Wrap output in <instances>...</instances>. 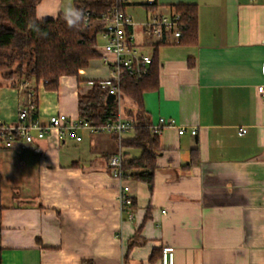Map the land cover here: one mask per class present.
Here are the masks:
<instances>
[{
	"label": "crops",
	"instance_id": "crops-1",
	"mask_svg": "<svg viewBox=\"0 0 264 264\" xmlns=\"http://www.w3.org/2000/svg\"><path fill=\"white\" fill-rule=\"evenodd\" d=\"M76 1L43 0L37 17L57 18ZM146 2L123 0L134 21L137 7L145 10L139 23L150 16ZM177 5L198 8L196 45L158 46L137 29L160 63L159 88L144 95L162 148L153 185L113 177L111 156L142 151L112 134L81 130L78 141L54 130L30 144L0 142V264H161L163 248L175 264H264V0H156L155 11ZM98 53L78 77H61L58 91L39 86L42 124L79 119V97L111 79ZM25 90L1 83V121L17 123ZM126 106L135 108L122 94L119 117L133 122ZM125 186L130 221L119 201Z\"/></svg>",
	"mask_w": 264,
	"mask_h": 264
},
{
	"label": "trees",
	"instance_id": "trees-1",
	"mask_svg": "<svg viewBox=\"0 0 264 264\" xmlns=\"http://www.w3.org/2000/svg\"><path fill=\"white\" fill-rule=\"evenodd\" d=\"M43 0H0V86L3 81L12 86H26L25 95H33L38 104V88L41 84L47 91L56 92L63 76L78 77L92 60L99 57L97 50L99 25L102 15L113 6L124 9L123 0H79L75 8L89 13V20L78 28H69L63 13L57 18L39 20L37 7ZM186 29L180 45L193 46L199 40L198 8L196 5H177ZM156 9V5L153 10ZM35 22L41 32L38 35L29 27ZM164 44H159L161 46ZM157 51V50H156ZM153 56L150 73L141 80L121 73L120 89L132 100L135 108L125 107L126 115L133 119L135 136L122 139L121 145L142 151L137 159H125L122 165L123 179L134 178L149 184L154 183L157 161L162 153L160 137L152 129L150 117L145 110L144 95L159 88L160 63L157 52ZM18 79V81H17ZM109 90L100 82L85 96L79 97V119L100 126L108 120H116L120 109L118 102H108ZM33 116H37L35 113ZM198 150L193 151L194 158ZM134 207V203H133ZM2 209L0 208V225Z\"/></svg>",
	"mask_w": 264,
	"mask_h": 264
},
{
	"label": "built area",
	"instance_id": "built-area-1",
	"mask_svg": "<svg viewBox=\"0 0 264 264\" xmlns=\"http://www.w3.org/2000/svg\"><path fill=\"white\" fill-rule=\"evenodd\" d=\"M146 5L151 8L150 16L141 23H136L131 15L118 6H113L106 14L102 15L98 22L99 37L104 45L97 49H102L101 59L103 63L111 68V79L101 81L100 86L109 90L108 97H114L113 102L122 101L120 89L121 73L126 71L129 75L143 79L150 73L153 56L146 53L147 43L139 40L137 29L142 32L145 39L156 40L158 44L178 45L183 38L186 25L182 14L176 8H171L169 13H157L153 10L156 0H147ZM89 20V13L86 14V22ZM264 74V65L262 67ZM258 94L264 98V85L258 86ZM38 104L33 101V95L27 96L25 103L19 108L18 121L15 125L5 123L0 120V142L6 147H12L16 141L26 144L33 143L35 139H45L54 130H58L62 135L66 131L71 137L78 141L79 131L89 130L92 133H107L117 136L121 142L123 137L131 132H135L132 121L123 120L121 117L112 121L108 120L100 126H93L90 122L80 119H72L65 114L52 116L47 125L41 123L38 117ZM160 123L170 127H175V120L160 119ZM152 129L159 133L157 128ZM185 133L184 128L179 129V134ZM246 130L240 132L245 134ZM193 136L197 135L196 130H192ZM124 156L121 153L114 154L109 160V167L114 178L123 179L122 165ZM121 209L127 216V220H132L134 215L133 198L130 195L128 186L123 187L119 196ZM161 264H175V253L169 248H163Z\"/></svg>",
	"mask_w": 264,
	"mask_h": 264
},
{
	"label": "clouds",
	"instance_id": "clouds-1",
	"mask_svg": "<svg viewBox=\"0 0 264 264\" xmlns=\"http://www.w3.org/2000/svg\"><path fill=\"white\" fill-rule=\"evenodd\" d=\"M63 19L69 28H78L79 25L85 21L86 17L82 9L69 5L63 10ZM29 27L36 31L38 35H46V33L41 32L35 22H31Z\"/></svg>",
	"mask_w": 264,
	"mask_h": 264
},
{
	"label": "rangeland",
	"instance_id": "rangeland-1",
	"mask_svg": "<svg viewBox=\"0 0 264 264\" xmlns=\"http://www.w3.org/2000/svg\"><path fill=\"white\" fill-rule=\"evenodd\" d=\"M69 5H71V3L70 4H68V6ZM72 6V5H71ZM65 9V8H64ZM130 12H132V10L130 11ZM137 14H140L139 15V17H137L136 19L137 20H135L136 22L137 21H140L141 19H143L144 18V16H145V10L142 8V7H137ZM131 15H132V13H131ZM137 23H139V22H137ZM104 45V43H103V41L100 39V37L98 36V46L99 47H101V46H103ZM149 50V49H148Z\"/></svg>",
	"mask_w": 264,
	"mask_h": 264
},
{
	"label": "water",
	"instance_id": "water-1",
	"mask_svg": "<svg viewBox=\"0 0 264 264\" xmlns=\"http://www.w3.org/2000/svg\"><path fill=\"white\" fill-rule=\"evenodd\" d=\"M107 101L108 102H113L114 101V97H108Z\"/></svg>",
	"mask_w": 264,
	"mask_h": 264
}]
</instances>
